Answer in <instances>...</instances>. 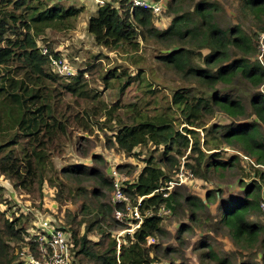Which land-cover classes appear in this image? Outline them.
Returning a JSON list of instances; mask_svg holds the SVG:
<instances>
[{
    "label": "trees",
    "instance_id": "1",
    "mask_svg": "<svg viewBox=\"0 0 264 264\" xmlns=\"http://www.w3.org/2000/svg\"><path fill=\"white\" fill-rule=\"evenodd\" d=\"M240 1L246 17L259 21L264 18V0ZM112 2L97 6L88 17V35L96 46L109 50L138 52L140 44L159 47V64L180 81L171 101L163 111L153 115L140 112L135 104L107 106L99 99L100 93L89 86L85 74L92 76L93 71L99 72L106 88L124 80L122 91L144 75V71L131 77L126 69L118 71L115 67L102 72L100 62L94 65L86 62L84 70L78 69L76 75L61 77L51 71L49 58L41 54L37 44L47 32L74 30L83 7L65 5L59 0H0V176L9 180L18 194L38 200L40 205L36 207L41 209L42 187L54 153L61 152L71 141L74 130L91 133L93 127H98L111 131L110 143L128 157L139 156L134 153L137 147H162L158 161L153 157L144 160L135 180L123 192L133 203L143 197L141 212L157 211L160 206L174 209L173 205L178 206L181 199L176 190L167 198L154 191L172 179L180 168V159L184 158V167L194 176L204 179L209 171L227 170L239 163L236 155L221 159L222 147L227 146L253 159L248 164L255 179L245 184L242 196L218 204L213 219L218 228L227 232L233 245L260 256L259 263L242 264H264V226L252 219L255 213L262 212L260 205L264 200V136L261 133L264 94L257 91L264 84V67L253 60L256 52L253 39L237 25L222 27L218 21L221 7L215 1L170 0L166 11L172 18L164 30L153 24L150 11L136 9L129 14L128 6L122 3L120 12ZM47 48L49 54L57 56L50 46ZM147 84L148 92L154 93ZM237 84L256 90L250 94L248 106L233 93ZM65 93L74 96L77 103L80 101L82 109L67 103ZM170 112L177 113L183 124L181 130ZM216 115L219 121L208 124ZM65 173L78 184L91 180L100 188L113 189L111 179L97 170L79 166ZM51 183L58 188L56 201L59 205L65 204L63 183ZM73 191L77 197L84 193L82 187ZM3 192L0 185V204L4 201ZM70 192L67 189L68 201L73 200ZM214 196L215 191L211 190L206 193L205 201L183 198L191 210L190 223L208 222L211 213L207 212L206 201L211 203ZM100 207L103 209V205ZM110 207L104 213L111 215ZM101 211L97 214H102ZM84 222L85 230L80 234ZM73 223L76 225L69 231L80 264H152L158 261L160 246L148 244L147 238L166 235L160 226L161 217L153 215L143 220L132 239L126 235V242L117 250L116 240L107 233H102L98 242L88 239L98 216L73 220ZM190 229V225L184 224L179 231L182 234ZM24 234L23 217L9 216L0 209V264L16 262L12 245L24 246ZM203 248L205 260L233 264L209 243L202 244L200 249Z\"/></svg>",
    "mask_w": 264,
    "mask_h": 264
},
{
    "label": "rangeland",
    "instance_id": "2",
    "mask_svg": "<svg viewBox=\"0 0 264 264\" xmlns=\"http://www.w3.org/2000/svg\"><path fill=\"white\" fill-rule=\"evenodd\" d=\"M65 5L81 6L84 8L82 15L78 20L77 27L66 33L47 32L45 36L38 39V46H50L57 56L64 58V60L78 69L84 70L86 62L94 65L100 62L102 72L108 69L119 68L123 69L132 77L138 71H144V75L139 76L136 80L130 82L129 85L120 91L121 86L125 81L114 83L112 87L106 88L99 79V72L93 71L91 74H85L89 80V86L100 93V100L107 106L111 105H127L135 104L140 112L153 115L163 111V109L171 101L173 92L180 86L178 77L167 68L159 64L157 57L159 55V47L153 45H141L138 52H126V50H109L98 47L93 42V39L86 31V22L88 17L95 12L97 5L89 0H59ZM168 2L170 0H167ZM218 2L221 11L218 14V21L222 27L239 26L252 39L256 47V52L253 60L259 61L264 67V55H260L259 50V36L264 34V18L257 20L253 17H246L240 0H209ZM190 5L189 1L187 6ZM172 16L166 11V6L162 13L158 16H153V24L160 30L168 27ZM47 46V47H48ZM48 49V48H47ZM49 52V51H48ZM96 58V59H95ZM261 60V61H260ZM143 77V78H142ZM151 85L154 93L148 92V84ZM256 90H251L244 84H237L233 93L240 96L244 103L248 106L250 94ZM258 92L264 94V84L257 89ZM64 99L71 106L81 110V102H76V98L70 94L64 95ZM85 106V105H84ZM167 112V111H165ZM174 117L175 125L178 130H181L183 124L177 118L175 112H170ZM219 115L214 116L208 124L217 123ZM261 133L264 136V126L261 127ZM113 133L106 129L101 130L98 127H93L91 133L83 132L80 129L74 130L73 137L70 142L65 144L59 153H54L51 161L50 170H47L45 178L46 182L42 187V211L36 205H40L38 200H32L28 196L18 194L14 190L9 180L0 176V185L4 188L3 199L0 204V209L5 211L9 216H22L26 224V230H30L33 223H36L37 218L49 216L50 218L59 221L61 225L70 230L75 226L73 220L85 219L90 220L98 216V223L94 230L88 234V239L92 242H98L102 233L109 234L117 241L119 233L124 229L120 227L113 219L112 213L104 211L105 208L111 206V191L96 186L93 181L84 180L78 184L75 180L69 179L65 171L71 167H86L90 170H97L106 178L111 179V171L117 170L122 175L123 185L126 186L132 183L142 166L144 160L153 157L158 161L161 154L162 147H154L148 145L146 147H137L134 153H139L138 157H128L117 149L115 144H112ZM200 137L203 138V132L199 130ZM109 139V140H108ZM111 139V140H110ZM202 141V140H201ZM221 159H228L236 155L239 157V163L227 170L209 171L203 179L194 176V180L186 182L183 186L176 189L181 199L179 205H173L174 209H169L170 214L161 218L160 226L165 230L166 235L161 238H153V242L159 244L160 252L158 253L157 264H215L212 261L205 260L202 256L206 251L202 250L201 245L209 243L220 255H227L233 264H242L247 261L260 262V256L255 255V251H243L237 246L233 245L227 232L215 225L213 219L216 213V207L223 200L235 196H242L245 184H249L255 179L253 170L249 167L248 160L240 157L239 151L223 146ZM253 161L252 158H249ZM184 158L180 159L182 164ZM250 163V162H249ZM189 169V168H185ZM79 178V177H78ZM81 179V178H80ZM52 182L63 183L62 196L66 201L65 204L59 205L55 199L58 188ZM81 188L84 190L80 196H74L73 189ZM71 189V198L66 199L67 189ZM214 190L215 196L213 201L209 203L206 201L207 212L211 213V217L206 224L190 223L188 219L189 204L184 202V197H196L205 201L206 193ZM97 195H93V194ZM101 193V195H99ZM264 199V192L262 194ZM261 203H264L262 200ZM103 205V209L99 207ZM101 208V207H100ZM111 208V207H110ZM261 208V207H260ZM101 211L102 214H97ZM262 211V210H261ZM97 214V215H96ZM200 216L201 213H198ZM254 221L264 226V213H255L252 218ZM202 221V219H201ZM190 225L189 231H184L180 234L179 229L184 225ZM86 223H82L80 234L85 230ZM125 236L120 235L119 239ZM14 247V254L23 248L22 243L12 245ZM165 250V251H164ZM165 253V254H164ZM75 258V263L80 264Z\"/></svg>",
    "mask_w": 264,
    "mask_h": 264
},
{
    "label": "built area",
    "instance_id": "3",
    "mask_svg": "<svg viewBox=\"0 0 264 264\" xmlns=\"http://www.w3.org/2000/svg\"><path fill=\"white\" fill-rule=\"evenodd\" d=\"M97 6H103L106 3L112 4L120 10V6L124 3L128 6L129 14H133L136 9H144L150 11L153 16H158L162 13L167 4V0H89ZM259 50L260 55H264V34L259 36ZM41 54L49 58L50 69L53 73L61 77H71L76 75L77 70L69 65L64 58L60 56H53L49 54L47 47H40ZM261 61V60H260ZM245 160L250 159L238 153ZM123 176L120 175L117 169L111 171V178L113 183V193L111 197L112 216L116 223L124 225V229L119 233L117 238V250H119L121 243H125V236L132 235L136 229L139 228L143 220L147 217L156 215L158 217H165L170 214V210L165 206H160L157 211L147 209L144 212L140 211V205L143 197L137 199L135 203L123 192ZM194 174L190 169H185L183 163L179 170L175 173L171 180L167 181L159 189L154 192L162 193L164 198L179 187L191 182ZM123 181V182H122ZM153 192V193H154ZM152 195V194H151ZM264 213V203L260 205ZM30 230H26L24 234V246L17 251L15 255L17 260L14 264H76L75 250L72 240V233L61 225L59 221L48 219L46 217L37 218L36 223H33ZM125 234L119 239L120 235ZM153 242L152 237L147 238V243ZM157 264V263H152Z\"/></svg>",
    "mask_w": 264,
    "mask_h": 264
},
{
    "label": "crops",
    "instance_id": "4",
    "mask_svg": "<svg viewBox=\"0 0 264 264\" xmlns=\"http://www.w3.org/2000/svg\"><path fill=\"white\" fill-rule=\"evenodd\" d=\"M43 217H46V218H48V219H52V218H50L49 216H43Z\"/></svg>",
    "mask_w": 264,
    "mask_h": 264
}]
</instances>
